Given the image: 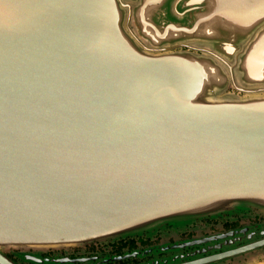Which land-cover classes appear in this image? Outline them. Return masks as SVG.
<instances>
[{"label":"water","instance_id":"obj_1","mask_svg":"<svg viewBox=\"0 0 264 264\" xmlns=\"http://www.w3.org/2000/svg\"><path fill=\"white\" fill-rule=\"evenodd\" d=\"M248 210L264 0H0V264ZM217 241L264 264V231Z\"/></svg>","mask_w":264,"mask_h":264},{"label":"flooded vegetation","instance_id":"obj_2","mask_svg":"<svg viewBox=\"0 0 264 264\" xmlns=\"http://www.w3.org/2000/svg\"><path fill=\"white\" fill-rule=\"evenodd\" d=\"M237 229H249L260 237L264 214L256 210L219 214L196 219L183 229L167 224L132 236L50 248L41 253L38 264H249L247 253L221 258L229 249L216 247L220 236ZM257 253L263 259L264 247Z\"/></svg>","mask_w":264,"mask_h":264}]
</instances>
